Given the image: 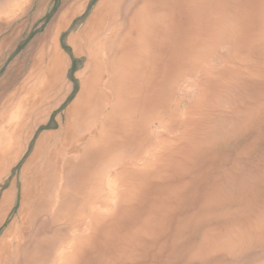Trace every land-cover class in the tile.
Here are the masks:
<instances>
[{
    "label": "rangeland",
    "instance_id": "374dc122",
    "mask_svg": "<svg viewBox=\"0 0 264 264\" xmlns=\"http://www.w3.org/2000/svg\"><path fill=\"white\" fill-rule=\"evenodd\" d=\"M72 1L27 0L15 17L11 6L0 7V43L7 39L0 47V200L14 186L9 215L0 216H8L0 224V240L15 219L20 221L25 181L43 172L39 160L30 161L39 137L63 129L81 86L76 74L87 57L76 55L69 39L82 30L98 0H90L74 23L72 15L58 31L57 46L66 59L63 88L42 94L44 74L30 71L53 18ZM122 2V21H128L133 9L142 12V19L133 23L146 29L149 40L138 100L156 88L157 101L150 116L134 114L139 138L123 139L127 142L118 151V165L131 168L151 160L158 167L148 179L141 177L126 216L114 218L106 231L89 228L95 238L87 249L91 251L76 255L71 264H264V0ZM14 30L18 34L9 41ZM137 79L134 75L130 80ZM86 160L95 164L97 159ZM76 163L73 157L67 185L86 176L85 183L98 179L105 187L110 179L117 191L122 189L124 174L112 163L98 167L99 176L75 169ZM68 174L64 170L61 177ZM61 177L50 182L54 190L48 202L70 209L73 222H90L92 213L117 209L116 200L101 209L98 203H84L90 184L69 205L57 189ZM57 225L40 264L55 257L61 243L85 232V224ZM104 235L110 239L101 244Z\"/></svg>",
    "mask_w": 264,
    "mask_h": 264
},
{
    "label": "bare ground",
    "instance_id": "6f19581e",
    "mask_svg": "<svg viewBox=\"0 0 264 264\" xmlns=\"http://www.w3.org/2000/svg\"><path fill=\"white\" fill-rule=\"evenodd\" d=\"M122 1L98 0L82 30L69 39L74 53L84 54L87 57L84 68L76 74L81 79V86L67 109L66 124L63 129L60 132L48 131L42 134L36 143L30 161L39 160L43 172L35 174L24 183L26 205L20 210V221L15 219L0 240V264H30V261L33 264H40L43 255L49 252L47 249L52 244L53 235L58 229L56 225L60 226L64 223H67L68 227L72 224L78 228L81 224H85V232L75 239L65 241L68 246L61 243L58 247L60 248L58 254L49 258L46 264H71L76 259V255L84 257L85 253L91 251L87 249L92 248L95 240L93 232L89 234V228L96 233L99 228L106 231V227L114 218L121 219L126 216L133 208L137 185L141 183V177L148 179L154 173L151 171L158 167L152 165L151 160L141 166L133 165L131 168L125 164L118 165V160H122V155L121 157L118 155L121 153L120 150L125 148L124 143L129 138L131 141L133 139L138 141L139 138V132L134 129L137 125L133 120L134 114L136 111H141L150 116L157 101L156 88L145 95L146 97L141 101L138 100L139 95L136 89L144 79L146 72L144 64L148 63L149 40L146 29L141 28V25L135 27L133 23L136 19L138 21L142 19L141 16H144L142 12L136 13L133 9L128 21H122L119 12ZM26 2L27 0H11L14 17L24 8ZM84 3L85 0H73L68 5H62L40 41V49L33 58L30 71L36 73L37 76L44 74L41 80L44 87L42 94L45 91H56L63 88L66 59L58 49L56 39L58 31L68 25L70 17L77 14ZM16 6H19L18 10ZM41 10L42 8L39 7L36 15L40 14ZM129 21L130 24H128ZM147 25L146 28H148ZM20 30L18 29L17 32ZM144 33L147 35L144 36ZM17 34L14 30V33L8 36V40H13ZM6 41L7 39L1 42L0 47L6 44ZM152 61H154L153 58ZM107 73L108 77H106ZM134 75L138 77L137 81L130 80ZM149 78L147 77L146 81ZM125 137L127 140H123ZM73 157L77 160L74 165L75 169L94 170L92 174L97 176H99L97 169L102 167L104 162L108 161L112 163V166L120 168L117 173L124 174L121 177L122 189L118 188L117 191L110 179L105 182V187L99 186L98 179L95 181L91 179L85 183L84 179L88 180L86 176H79L73 185H67L73 172L70 170L73 166ZM86 159L97 160L93 164L87 162ZM64 170L69 171L70 175L68 174L67 178L63 179L61 173ZM135 176H137L136 180L139 177L137 181H134ZM60 177L61 182L58 183L59 188L57 189L69 205L79 201L84 186L90 184L88 192H85L84 203H98L101 209V207L108 208L110 201L116 200L117 209L114 212L107 210L108 213L107 211L103 213L102 209L98 213H92L90 222H85L84 219L83 223L80 222L82 220L73 222L69 215L71 214L70 209H58L48 202L49 194L54 190L50 182L56 183ZM13 195L14 186L12 185L3 192L0 200V214H6L8 203L12 201ZM109 239L110 236H105L101 244L108 242ZM27 253L29 257L24 258Z\"/></svg>",
    "mask_w": 264,
    "mask_h": 264
},
{
    "label": "crops",
    "instance_id": "0c3cea01",
    "mask_svg": "<svg viewBox=\"0 0 264 264\" xmlns=\"http://www.w3.org/2000/svg\"><path fill=\"white\" fill-rule=\"evenodd\" d=\"M89 1L90 0H85V3H84V5L81 7V9L79 10V12L77 13V14H74V16H73V18L71 19V21L73 20L74 21V19L76 18V17H79L80 15H82L84 12H85V10H86V7H87V5H88V3H89ZM11 6V0H0V7H10ZM1 18H4V16H2ZM70 21V22H71ZM70 67V66H69ZM74 77H76L75 76V73H74ZM72 81V80H71ZM72 84H73V81H72ZM73 88H74V85L72 86ZM70 91V90H69ZM69 93V92H68ZM68 93L66 94V95H68ZM67 97V96H66ZM64 100V99H63ZM7 214H8V212H7ZM6 214V215H7ZM1 215H4V214H0V216ZM9 215V214H8ZM2 217V216H1ZM0 217V218H1ZM8 216H5V218H7ZM5 218H3V220L2 219H0V224L4 221V219ZM6 220V219H5Z\"/></svg>",
    "mask_w": 264,
    "mask_h": 264
},
{
    "label": "trees",
    "instance_id": "16d2710c",
    "mask_svg": "<svg viewBox=\"0 0 264 264\" xmlns=\"http://www.w3.org/2000/svg\"><path fill=\"white\" fill-rule=\"evenodd\" d=\"M48 13V12H47ZM78 17H76L75 19H74V21L77 19ZM74 21H73V23H74ZM72 23V24H73ZM72 24H71V26H72ZM66 30H64L63 32H65ZM63 33H61V40H62V38H63V35H62ZM62 42V41H61ZM63 45V44H62ZM67 45V44H66ZM71 69H72V63H71V65H70V67H69V69H68V72L70 71V73H68V76L69 75H71ZM73 77H74V75H73ZM70 78V77H69ZM70 80H71V78H70ZM74 83V82H73Z\"/></svg>",
    "mask_w": 264,
    "mask_h": 264
}]
</instances>
